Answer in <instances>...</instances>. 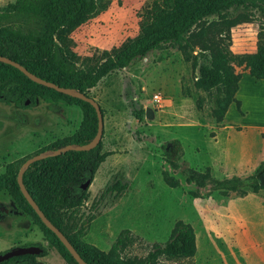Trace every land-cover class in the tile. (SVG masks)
Masks as SVG:
<instances>
[{"label": "rangeland", "instance_id": "obj_1", "mask_svg": "<svg viewBox=\"0 0 264 264\" xmlns=\"http://www.w3.org/2000/svg\"><path fill=\"white\" fill-rule=\"evenodd\" d=\"M11 1L0 0V6ZM153 1L110 0L103 11L71 31L64 44L77 66L91 69L103 53L134 38ZM251 13V23L230 30L229 50L234 54L255 51L264 13ZM236 71L241 75L235 94L239 112L231 104L219 125L209 116L210 95L193 90L189 65L169 47L135 59L88 91L102 117L100 152L108 155L76 212L86 229L85 243L107 252L119 233L128 231L118 256L140 259L153 244H164L181 221L193 230L195 254L189 259L160 258L161 264H264V190L249 192L251 177L264 183V164L254 175L264 161V82ZM182 87L190 98L182 95ZM153 95L160 98L158 103ZM198 97L203 99L202 111L195 109ZM136 110L143 112L139 119L131 115ZM81 120L78 106L64 100L37 98L34 106L23 108L0 103V175L8 166L18 172L35 153L49 154L43 149L72 136ZM206 168L214 180L240 179L248 194L240 198L213 190L207 182L199 186L190 171L204 174ZM116 181L125 189L108 193ZM35 243L47 252L38 261L66 264L30 214L0 189V254Z\"/></svg>", "mask_w": 264, "mask_h": 264}, {"label": "trees", "instance_id": "obj_2", "mask_svg": "<svg viewBox=\"0 0 264 264\" xmlns=\"http://www.w3.org/2000/svg\"><path fill=\"white\" fill-rule=\"evenodd\" d=\"M109 1L14 0L0 7V56L44 81L89 97L88 91L106 75L125 69L132 61L144 58L152 51L169 47L177 50L182 62L189 65L193 90L210 95L213 104L209 116L216 125L222 122L230 104L239 112L240 102L235 99V93L241 75L236 69L245 70L256 81H264V23L258 26L254 52L234 54L229 50L230 30L239 24L251 23V12L264 13V0H154L142 15L134 38L110 53H103L91 69L77 66L74 53L64 44L66 36L103 11ZM208 18L214 19L207 21ZM181 93L191 97L183 87ZM37 98L75 103L82 113L81 123L72 136L52 143L43 151L51 153L66 145L79 146L92 141L97 123L90 105L37 85L17 69L0 63V103L16 108L32 107ZM194 105L197 111H202L203 99L196 98ZM142 114L141 110H136L131 115L139 119ZM172 143L179 145L176 140ZM100 148L99 141L88 151L47 155L27 167L22 184L44 217L62 233L86 264H161L160 258H192L195 254L194 233L181 221L174 224L164 244H153L147 255L140 259L118 256L117 250L125 246L128 231H121L107 252L82 240L86 229L76 212L86 201L87 189H82L81 185L87 181L90 184L97 167L108 155L101 153ZM179 154L180 157V148ZM165 155L168 156L166 152ZM263 164L264 161L258 165L254 175ZM16 173L8 166L0 175V189L8 191L30 214L43 238L66 264H76L21 196ZM190 173L199 186L207 182L213 190L234 192L240 198L248 194L240 188L241 180L236 177L214 180L209 177L207 168L204 174ZM251 180L250 193L264 190V183L255 177ZM125 187L116 181L106 190L120 193ZM32 246L40 250L38 255L12 257L0 264H43L38 259L46 256V249L38 243Z\"/></svg>", "mask_w": 264, "mask_h": 264}, {"label": "water", "instance_id": "obj_3", "mask_svg": "<svg viewBox=\"0 0 264 264\" xmlns=\"http://www.w3.org/2000/svg\"><path fill=\"white\" fill-rule=\"evenodd\" d=\"M0 63L9 65L15 69H17L20 73H22L28 80H30L31 82L43 86L45 88L51 89L57 93L66 95V96H70L73 97L77 100H80L82 102L87 103L88 105H90L95 113L96 116V132L94 135V138L92 139V141H90L87 144L84 145H79V146H71V145H66L62 148H59L53 152H51L50 154H39V155H34L28 159H26L20 166V168L18 169V172L16 174V184L17 187L19 189V192L21 194V196L23 197V199L26 201L27 205L32 209V211L35 213V215L38 217V219L40 220V222L51 232L54 234V236L58 239V241L61 243V245L65 248V250L68 252V254L71 256V258L73 259V261L76 264H86L80 257L79 255L76 253V251L73 249V247L70 245V243L66 240V238L62 235V233L60 231H58L42 214V212L38 209V207L36 206V204L33 202V200L30 198V196L28 195L27 191L25 190L23 184H22V175L24 173V171L27 169V167L29 165H31L32 163L38 161L39 159H43L45 158L47 155L49 156H57L59 154L65 153L67 151H88L92 148H94L100 141L101 135H102V117H101V113H100V109L98 104L90 97L85 96L82 93L79 92H73L70 89L67 88H62V87H58L57 85L44 81L36 76H34L33 74L29 73L28 71H26L22 66H20L19 64L10 61L7 58L1 57L0 56ZM89 185V182H85L83 185H81L82 189H87ZM40 252V250L37 247L34 246H23V247H15V248H11L9 251H6L2 254H0V262L5 261L9 258L12 257H17V256H21V255H38Z\"/></svg>", "mask_w": 264, "mask_h": 264}, {"label": "crops", "instance_id": "obj_4", "mask_svg": "<svg viewBox=\"0 0 264 264\" xmlns=\"http://www.w3.org/2000/svg\"><path fill=\"white\" fill-rule=\"evenodd\" d=\"M13 1H14V0H12L11 2H13ZM11 2H9V3H11ZM6 4H8V3H6ZM6 4H5V5H6ZM5 5H3V6H5ZM0 7H2V6H0ZM261 82H262V81H261ZM263 82H264V81H263ZM238 83H239V81H238ZM237 92H238V85H237V91H236V93H235L236 95H237ZM230 105H231V104H230ZM230 105H229V106H230ZM227 111H228V109H227ZM227 111H226V112H227ZM226 114H227V113H225L223 119L225 118ZM244 197H245V196H244ZM13 245H15V244H13Z\"/></svg>", "mask_w": 264, "mask_h": 264}, {"label": "built area", "instance_id": "obj_5", "mask_svg": "<svg viewBox=\"0 0 264 264\" xmlns=\"http://www.w3.org/2000/svg\"><path fill=\"white\" fill-rule=\"evenodd\" d=\"M152 99L154 102H157V103L160 101V98L158 97V95H153Z\"/></svg>", "mask_w": 264, "mask_h": 264}]
</instances>
